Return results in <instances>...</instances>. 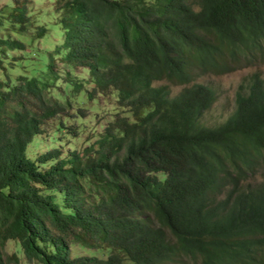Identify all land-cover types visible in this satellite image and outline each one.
Wrapping results in <instances>:
<instances>
[{"label": "trees", "instance_id": "obj_1", "mask_svg": "<svg viewBox=\"0 0 264 264\" xmlns=\"http://www.w3.org/2000/svg\"><path fill=\"white\" fill-rule=\"evenodd\" d=\"M13 1L0 8V264H264V78L246 77L212 124L217 90L197 81L264 66V0H53L52 25ZM110 99L111 119L72 146Z\"/></svg>", "mask_w": 264, "mask_h": 264}, {"label": "rangeland", "instance_id": "obj_2", "mask_svg": "<svg viewBox=\"0 0 264 264\" xmlns=\"http://www.w3.org/2000/svg\"><path fill=\"white\" fill-rule=\"evenodd\" d=\"M28 2V9L34 10L37 19L42 23H47L52 25L54 22L53 17L49 15V10L52 8L53 0H26ZM14 7L13 0H0V8L2 13H8ZM52 35L57 34V28L55 26H50ZM2 32L0 31V34ZM59 36L53 37L57 39ZM26 60V59H25ZM253 72H258L264 78V66H256V68H244L241 70H236L231 73L215 76V75H205L197 79L198 82L206 83L217 90V98L214 103V107L203 116V121L207 124H212L221 121L223 118L228 116L233 109V98L234 93L240 83L244 82L246 77H248ZM171 94L174 95L178 93L181 86L169 85ZM116 108V103L112 99L101 101L94 106L90 113L84 117L81 122L79 137L71 138L70 142L72 146L78 148L89 144L95 137L91 138L89 141L86 140L88 136H96L95 132L102 130V124H104L108 119H111L110 115L113 114ZM67 144H64L66 146ZM46 147L43 145L39 147H31L29 153L33 156L41 150H45ZM256 179V184L262 181V177L257 174L252 176ZM19 244L14 241H9L4 248V251L8 254L18 251ZM73 253H87L85 249H80L77 245L72 247ZM20 254V253H19ZM21 255V254H20Z\"/></svg>", "mask_w": 264, "mask_h": 264}]
</instances>
